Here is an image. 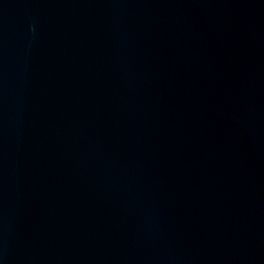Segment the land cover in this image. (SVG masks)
Returning <instances> with one entry per match:
<instances>
[{
  "label": "water",
  "instance_id": "water-1",
  "mask_svg": "<svg viewBox=\"0 0 264 264\" xmlns=\"http://www.w3.org/2000/svg\"><path fill=\"white\" fill-rule=\"evenodd\" d=\"M0 264H264V0H0Z\"/></svg>",
  "mask_w": 264,
  "mask_h": 264
}]
</instances>
